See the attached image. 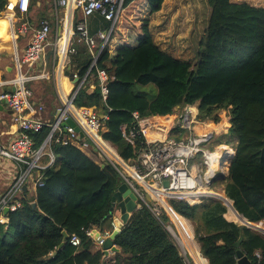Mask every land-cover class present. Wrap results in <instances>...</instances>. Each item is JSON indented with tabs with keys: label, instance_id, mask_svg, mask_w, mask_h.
I'll list each match as a JSON object with an SVG mask.
<instances>
[{
	"label": "trees",
	"instance_id": "1",
	"mask_svg": "<svg viewBox=\"0 0 264 264\" xmlns=\"http://www.w3.org/2000/svg\"><path fill=\"white\" fill-rule=\"evenodd\" d=\"M164 2L124 0L97 61V69L110 76L109 97L103 101L94 69L93 87L85 83L74 105L94 108L107 116L103 137L127 162L135 159V152L124 140L121 127L135 125L134 113L162 120L174 115L178 107L198 104L201 121L218 123L219 113L226 112L231 125L228 134L236 142L224 184L228 213L224 203L216 199L197 205L170 199L168 204L180 216L173 214L175 220L190 223L208 264H238V250L251 264H264V234L240 225L243 220L230 202L248 222L264 228V8L208 0L211 15L195 58L181 60L163 51L150 31L152 17L162 10ZM7 3L0 0V14L6 11ZM36 6L37 0H31L30 9ZM96 15L102 31L111 28V22ZM71 60L72 69L82 80L93 61L87 46L76 43ZM38 82H43V98H56L52 82ZM47 106L51 109L48 118L53 119V103L47 102ZM48 114L44 108L43 117ZM224 125L229 126L226 121ZM50 131L46 126L31 135L36 147ZM181 131L175 128L170 136L180 139ZM53 151L57 162L46 172L44 186L24 192L21 208L7 215L8 224L0 222V264H105L108 260L103 251L94 250L86 230L93 226L112 230V198L122 184L120 175L109 164L102 168L103 164L75 146L55 144ZM168 215L163 212L157 218L146 207L138 209L114 241L120 252L107 262L187 264L167 229L174 228ZM64 231L69 238L79 236L81 245L72 246L68 239L60 248ZM240 238V248H236ZM186 249L197 263L198 255Z\"/></svg>",
	"mask_w": 264,
	"mask_h": 264
},
{
	"label": "built area",
	"instance_id": "2",
	"mask_svg": "<svg viewBox=\"0 0 264 264\" xmlns=\"http://www.w3.org/2000/svg\"><path fill=\"white\" fill-rule=\"evenodd\" d=\"M53 3L58 9L67 10L61 23V33L52 37L51 24L47 20L42 21L40 27L34 31L22 57L17 56L20 76L6 82L7 91L0 93V105L4 103V107L12 111L13 124L17 126L19 133L17 138L7 144L0 142V169L6 167V164H11L17 172L6 192L0 194V222L8 224L7 215L21 208L25 187L26 193L29 194L44 186L46 172L57 162L53 151L55 144L75 146L97 164H109L114 167L122 183L127 184L137 196V208L146 207L157 218L166 211L164 203L168 204L170 199L197 205L205 199L220 200V197H226L223 191H217L215 185L209 187V183L216 171L227 172L231 156L228 150L222 153V149L227 147L216 145L214 133L196 134L195 128L208 122L198 118V104L176 109L174 115H168L162 120L155 117L142 118L138 113H134L135 125L121 127L124 140L135 152V159L129 162L123 160L117 148L103 137L107 116L102 119L94 108H77L74 105L85 83L93 87L95 79L91 74L94 69L97 70L103 101L106 102L109 97L110 76L105 70L97 69V61L112 34L124 0H53ZM30 4L31 0H8L6 11L26 14ZM76 11L83 18L80 22H75ZM96 14L111 22L112 26L93 36L87 21ZM23 30L26 31V26ZM76 43L86 45L93 58L82 80L71 66V57L76 53ZM23 67L28 70L25 75H22ZM69 69L73 73L72 79L66 75ZM51 78L55 79L54 86L61 104L60 109L64 110L61 118L53 122L43 117L44 106L32 100L33 92L27 86L32 80ZM74 80H78V83L75 84ZM12 88L15 90L12 91ZM68 118L77 124L84 133V138L72 127L62 126V122ZM172 123L176 126L169 128ZM46 126L50 127L51 131L43 144L36 147L31 135L41 132ZM178 127L183 130L179 133L180 139L170 136V132ZM89 152L95 155L94 158ZM219 153L221 162L217 165ZM165 182H168V187L164 186ZM203 190H208L214 195L202 194ZM196 193L197 201L193 199V202L188 195ZM147 196H150L151 202L147 201ZM5 210L9 213L5 214ZM111 213L112 230H102L95 226L86 230V235L93 241L94 249L104 253V244L117 229V220L120 218L117 206ZM69 243L78 247L81 245V238L73 235L69 238Z\"/></svg>",
	"mask_w": 264,
	"mask_h": 264
},
{
	"label": "crops",
	"instance_id": "3",
	"mask_svg": "<svg viewBox=\"0 0 264 264\" xmlns=\"http://www.w3.org/2000/svg\"><path fill=\"white\" fill-rule=\"evenodd\" d=\"M10 1L14 2L15 0H10ZM196 1H198V3ZM231 2L248 3L255 7L264 8V0H231ZM203 3L208 5V0H204ZM198 4H200L199 0H165L162 6V10L153 15L151 24H150V31H151V34L153 36L155 43L160 47V44L157 42L161 40L163 41L165 40L164 35L167 29L172 26L171 24L173 23L175 17L178 15V12L187 11V10H193V11L198 10L200 6L203 5V4L201 5H198ZM168 12H170V14H168ZM65 13H67V10L56 8L53 3V0H37V6L35 8L30 9L29 12L26 14H21L18 12L13 13L10 11H5L1 13L2 15H4V17L3 16L0 17V41L1 42L6 41L12 37L13 35L12 27L14 26L15 23H20V30H21L20 35H22L23 37L25 36H28V37L25 38L24 42L22 41V44H20L19 48L17 44V42H19V39L17 41L15 39L16 43L13 41V55L12 53H10V50H7L3 53L0 52V93L6 89V86H5L6 82L16 79L20 76V69H19L18 62H17V56L22 57L25 48L30 43L33 37L34 31L40 27L42 20L49 21L52 27V37H54L58 33H61L60 32L61 26H62L61 23H62V20L64 19ZM18 14H21V15H18ZM74 16H75V22H80L83 19L78 11L74 13ZM43 17H46V18L41 19ZM17 18L19 22H17ZM98 21H99V16L97 15L91 17L87 21L88 28L93 36H97V34L102 31L101 29L102 25ZM24 26H26V31L23 30ZM28 28H30L29 33L31 32V34L29 35H27ZM13 37H16L15 32H14ZM14 43L16 44L17 50L15 48ZM66 45L67 43H65L64 47H66ZM162 50L174 56L172 53L168 52L167 50H164V49ZM174 57L177 59H181V60H192L195 58V56L193 58H181L178 56H174ZM21 71H22V75H25L28 72L27 68H24V67L22 68ZM34 81L36 80L30 81L27 86L30 88L31 82H34ZM54 91L56 93V98L58 99L55 86H54ZM32 100H34V102H38L37 99L34 98V94H33ZM59 109L60 108L56 109L55 107H53V110H54L53 119H50L48 117H46L45 119H47L50 122H53L56 119V114ZM219 117H220V122L218 123L208 121L202 127L197 126L195 128L196 134L204 135V134H207L208 132H212L214 133L216 143L218 142L217 139L220 136L222 138L230 137L228 134L229 129L231 127L230 118L228 117L226 112L219 113ZM12 119L13 118H12L11 110L5 106V110L3 112H0V142L3 144L9 143L11 140L17 138L19 135L18 128L17 126L13 124ZM225 121L229 125L227 129L222 128V126L225 124ZM233 154H235V152ZM89 155L92 156L93 158L95 156L92 154V152H89ZM228 171L229 170H227V174L229 173ZM16 174H17L16 169L11 164H6V167L0 169V194H3L6 192L10 184L14 181L15 179L14 177L16 176ZM222 188H223L222 191L225 194L224 186ZM166 210L168 213H170L172 217V221L175 224L177 230L189 241L190 243L189 246L192 252L195 255H198L197 257L199 261L197 262V264H208L206 259L204 257H201V255L198 252V249L196 248L194 244L193 233L187 221L182 220V219L175 220L173 214L175 215L177 214L175 212H172L169 206H166ZM177 216L180 217L179 215ZM226 219L228 221L235 222V220L232 221L231 218H230L231 220L228 218ZM179 242H181L183 245L182 241H179ZM112 255L113 254H110L108 256V259Z\"/></svg>",
	"mask_w": 264,
	"mask_h": 264
},
{
	"label": "rangeland",
	"instance_id": "4",
	"mask_svg": "<svg viewBox=\"0 0 264 264\" xmlns=\"http://www.w3.org/2000/svg\"><path fill=\"white\" fill-rule=\"evenodd\" d=\"M198 3V1H196ZM201 5L200 8L198 10H187V11H180L178 12V15L175 17L173 23L171 24L172 26L169 27L165 33V40H161L158 41L157 43L160 44V47L164 50H167L168 52L172 53L174 56H178L181 58H193L197 52V50L199 49L200 46V39L204 34V30L207 28L208 26V21L211 15V7L206 4H204V0H199ZM168 14H170V12H168ZM4 15L0 14V17ZM17 22H19L18 18H17ZM15 32L16 37H12L9 38L6 41L1 42L0 41V52H5L7 50H10V53H12L13 55V41H16L19 39V42H17L18 44V48L20 46V44H22V41L24 42L25 38L28 36L23 37L22 35H20V23H15L14 26L12 27V32ZM30 28H28L27 31V35L31 34V32L29 33ZM24 34V33H22ZM13 57V56H12ZM51 60V56H49V61ZM51 67V65H50ZM40 81V80H39ZM42 81V80H41ZM48 83L52 82V84H55V79L51 78L50 80H44ZM31 86V90L34 94V98L37 99V101H40L45 108V114L47 112V114H50L51 109L47 106V102H52L53 103V107H55L56 109L61 108V104L59 101V98H55V96L53 97H48V98H43L41 95L44 92V86H43V82H38V80L34 81L33 83L30 84ZM46 115V117L49 116ZM45 117V115H44ZM45 117V118H46ZM218 142L216 143L217 146L220 145H224L225 147H227L229 150H231L232 153H234V146L236 144L235 140L232 139L231 137H224L222 138L221 136L218 137ZM233 155V154H232ZM228 169V168H227ZM227 173V172H226ZM225 181H220L217 182L215 184V188L218 189L217 191L220 193H222V187L224 186ZM214 188H212L213 190ZM196 204V203H193ZM164 212L168 215L167 210ZM169 216V215H168ZM170 218V217H169ZM171 220V218H170ZM187 221V220H186ZM172 225L174 226V231L177 233V228L175 226V224L173 223V221L171 220ZM187 223L189 224L191 231L193 233V229L192 226L190 225V223L187 221ZM178 236L180 237L181 241L183 242V248L180 246V244H178L177 240V244L179 246V249L181 251L182 256L184 257L185 261L187 264H197L195 259L193 258L192 254L189 252L188 249H186V247H189V241L178 231ZM193 241L194 244L196 246V248L198 249L199 252V247L198 244L195 240V237L193 236ZM187 242V243H186ZM192 251V250H191ZM193 253V252H192ZM199 254L201 255V253L199 252ZM191 259L192 262L189 261V258ZM202 257V255H201ZM109 260V259H108ZM107 260V261H108ZM105 262V264H109L110 262Z\"/></svg>",
	"mask_w": 264,
	"mask_h": 264
},
{
	"label": "water",
	"instance_id": "5",
	"mask_svg": "<svg viewBox=\"0 0 264 264\" xmlns=\"http://www.w3.org/2000/svg\"><path fill=\"white\" fill-rule=\"evenodd\" d=\"M13 36H14V31H13ZM15 42V41H14ZM16 43V42H15ZM14 43L15 45V48L17 50V47H16V44ZM5 56V55H3ZM66 75L68 77H70V79L73 78V73L71 72V70L69 69L67 72H66ZM74 83H78V80H74ZM15 88H12V91H14ZM4 91H7L6 89ZM180 107H178L177 109H179ZM5 110V107H4V103L0 105V112H3ZM63 112L64 110L63 109H60L58 110L57 114H56V120H59L61 118V116L63 115ZM11 114L12 111H11ZM100 117L103 119L104 116L102 114H100ZM62 126L63 127H66V126H70L72 127L77 133L80 134V137L81 138H84V133L80 130V128L77 126V124L70 118L66 119L64 122H62ZM176 126V124L172 123L169 125V128H174ZM235 154H233L230 158V161H229V165H228V170H229V166L231 164V161L233 159ZM105 167V164L102 165V168ZM228 177V174L227 173H223V172H220V170L216 171L215 173V176L212 177L210 179V183H209V187H212L214 186L217 182H220V181H225ZM164 186L165 187H168V182H165L164 183ZM24 191L26 192L27 191V187L24 188ZM147 201L148 202H151V198L150 196H147L146 197ZM225 200H229L227 199L226 197H222L220 199L221 202L224 203V205L227 207V211L229 210L228 209V206H227V203L225 202ZM137 196L132 192V190L128 187L127 184L125 183H122L116 193L114 194L113 198H112V210L111 212L113 211V209L117 206L119 208V211H120V218L119 220H117V229H115L112 233V235L110 236V238H108L104 244V251H105V255L108 256L109 253H117V252H120V250L116 247V245L114 244V241L116 239V237L121 233L122 229L124 226H126L131 218V216L137 211ZM230 202L232 203V207L234 209V211L236 212V214L238 216H240V218L243 220V223H241L240 225H244V226H248V227H251L253 228L254 230L264 234V229L261 228V225H253L251 224L250 222H248V220L240 215L234 208L233 206V202L230 200ZM33 206L35 207L36 204L33 203ZM166 206H169V204L167 203H164V207L166 208ZM9 211L8 210H5V214H8ZM172 224V222H171ZM168 231L171 233V235L173 236V238L176 240V237L173 235L172 233V226H169L167 227ZM63 235H64V240H63V243L61 244L60 248H62L66 242L68 241L69 239V235L66 231L63 232ZM193 236H194V232H193ZM243 238H240V240L235 244L236 248H240V245H241V242H242ZM200 252V251H199ZM237 258H238V264H251V262L249 261L248 257L241 251V250H238L237 251ZM207 261V260H206ZM208 263V261H207Z\"/></svg>",
	"mask_w": 264,
	"mask_h": 264
},
{
	"label": "bare ground",
	"instance_id": "6",
	"mask_svg": "<svg viewBox=\"0 0 264 264\" xmlns=\"http://www.w3.org/2000/svg\"><path fill=\"white\" fill-rule=\"evenodd\" d=\"M222 128L227 129L228 126L223 125ZM154 137H158V136H154ZM227 150H228V154H229V156H232L233 153L231 152V150H229V149H227V148H223V149H222V153H224V152L227 151ZM217 157H218V160H217L216 162H217V165H218V164H220V162H221V156H220V153L217 155ZM201 192H202V194H205V195H214L212 192H209L208 190H203V191H201ZM197 196H198L197 193H196V194H191V195H188V198H189L190 200L193 201V199H196ZM191 197H192V198H191ZM195 201H197V199H196ZM195 201H193V202H195ZM169 214H170V213H169ZM233 221H234V220H233ZM172 233H173V235L176 237V240H177L178 244H180V246L183 248L182 243L179 242V241H181V239H180V237L178 236V233H176V232L174 231V229L172 230Z\"/></svg>",
	"mask_w": 264,
	"mask_h": 264
}]
</instances>
